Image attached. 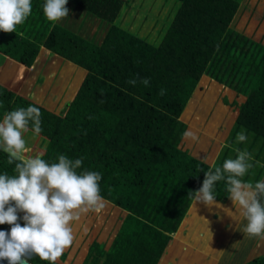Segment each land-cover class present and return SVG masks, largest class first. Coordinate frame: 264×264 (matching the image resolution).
Masks as SVG:
<instances>
[{
  "label": "trees",
  "instance_id": "trees-1",
  "mask_svg": "<svg viewBox=\"0 0 264 264\" xmlns=\"http://www.w3.org/2000/svg\"><path fill=\"white\" fill-rule=\"evenodd\" d=\"M43 3L32 0L31 15L15 32L0 31V72L3 61L18 63L9 84L0 78V120L19 107H38L42 131L29 132L42 140L39 156L82 157L77 171L99 172L100 194L127 211L107 248L94 242L81 264H159L204 171L247 149L254 167L242 179L254 183L264 174V0H68V18L54 23L44 17ZM43 49L83 69L61 107L13 86ZM145 78L148 86L140 83ZM196 87L199 102L210 96L214 108H228L213 160V143L201 153L198 142L182 135L193 131L186 117ZM241 131L243 143L236 140ZM14 167L0 150V174L13 175ZM214 195L229 199L224 181ZM26 259L49 264L34 254ZM241 264H264V252Z\"/></svg>",
  "mask_w": 264,
  "mask_h": 264
},
{
  "label": "clouds",
  "instance_id": "clouds-1",
  "mask_svg": "<svg viewBox=\"0 0 264 264\" xmlns=\"http://www.w3.org/2000/svg\"><path fill=\"white\" fill-rule=\"evenodd\" d=\"M67 3L68 0H44V17L53 23L68 18ZM31 13L32 0H0V31L15 32ZM128 83L135 85L137 81L132 79ZM140 83L148 86L150 81L145 78ZM165 91L161 89L159 95ZM29 130L36 134L42 131L41 112L36 106L6 112L0 120V150L7 154L9 165L15 164L13 175L0 174V225L11 226L10 231L0 230V260L26 264L24 258L34 254L55 264L75 240L72 223L88 212L105 207L99 184L102 176L88 169L78 172L82 157L73 160L61 154L56 162L40 156L24 157V133ZM182 135L193 142L199 141V136L191 130ZM236 140L246 142V133L238 132ZM252 159L247 149H236L235 158L225 159L214 171H204L202 186L189 195L195 203L220 208L214 188L218 181H224L228 198L239 206L246 222L241 231L249 237L264 239V180L253 183L242 179L254 167L250 163ZM20 212L23 216L18 215Z\"/></svg>",
  "mask_w": 264,
  "mask_h": 264
},
{
  "label": "rangeland",
  "instance_id": "rangeland-1",
  "mask_svg": "<svg viewBox=\"0 0 264 264\" xmlns=\"http://www.w3.org/2000/svg\"><path fill=\"white\" fill-rule=\"evenodd\" d=\"M133 1L135 2V0ZM244 16L246 18V15ZM241 21H239L238 26L243 25ZM247 27H255L252 20H249ZM5 61H3L5 65L0 72V78L3 83L9 84L14 77L18 63ZM58 62H64V64L58 67ZM69 63L48 49H43L32 67L27 68L25 80L20 78L13 86L19 89L26 81L33 83L36 81V77L40 76L44 79L38 85L36 84L38 88H34L35 93L39 91L40 96L43 94L48 96L52 93L53 88L60 90L63 88V83L68 81L66 75L72 68ZM54 67L58 69V72L55 71ZM75 69H77L74 73L75 76L82 75L83 69ZM48 80L52 84H49ZM56 81H59L57 85L61 88H56ZM22 82L24 83L22 84ZM197 87L191 96L189 113L186 118L191 123L193 132L199 136L197 145L202 148L201 153L206 152L207 148L210 147L209 145L213 143L211 151L209 150L210 159L213 160L222 144L220 133L217 131L219 130V122L223 112H226L228 108L224 107L222 103L214 108L210 96H206L199 102V98L196 97L198 92L195 93V91H201V88L198 89ZM197 104L200 106L198 105V111L194 113L193 109L196 108ZM211 110L212 113L208 114ZM190 113H194L195 116L190 117ZM24 139L26 147L23 156H39L38 146L42 144V140L33 136L24 137ZM189 142L193 143L192 140ZM190 148L188 149L190 150ZM261 180H264V174ZM215 201L221 205L220 208L219 206H217L218 208L209 207L202 202L192 203L179 233L172 238L165 256L159 264H241L251 256L264 252V239L249 237L241 231L246 222L240 215L239 206L233 205L230 199L229 202ZM104 202L108 205L107 207L88 212L82 215L79 221L72 223L75 240L58 260H62L64 264H81L84 253H86V246L90 249L96 242L101 248L103 246L107 248V238L109 239L115 231V224L118 223L117 220L122 216L123 210L113 204L109 205L110 203L107 201ZM21 213L23 214V212Z\"/></svg>",
  "mask_w": 264,
  "mask_h": 264
},
{
  "label": "crops",
  "instance_id": "crops-1",
  "mask_svg": "<svg viewBox=\"0 0 264 264\" xmlns=\"http://www.w3.org/2000/svg\"><path fill=\"white\" fill-rule=\"evenodd\" d=\"M39 58H42V57H39ZM54 58H56V57H54ZM40 60V59H39ZM42 60V59H41ZM59 64H58V67H61L63 64H64V62H58ZM71 63H69V65H70ZM32 67V66H31ZM71 67L72 68H70V70H69V73H67V75L66 76H68V81L66 82V83H63V88H61V87H59L58 85H57V83L59 82V81H56L55 83H56V88H61L60 90H58V89H52V93L51 94H48V96H47V94H43V95H39V91H37L36 93H35V90H34V88H38L37 87V85H38V83H40L44 78L43 77H40V76H37L36 77V81L35 82H33V83H31V82H29V81H26L25 83L24 82H22V84L23 85H21V88H19V89H17V88H15L17 91H20V90H24V91H26V90H31V92H32V95L34 96V97H36V98H38L39 100H41V101H44L45 103H47V104H49V105H51V106H53L54 108H56V107H61L63 104H64V102L65 101H67V100H69L70 98H72V96L74 95V93H75V89H76V87L78 86V83H79V81H80V79H81V77H82V75H77V76H75V72L77 71V69H75V68H77L75 65H73V64H71ZM55 68V71H57L58 72V69H56V67H54ZM4 69V68H3ZM2 69V70H3ZM27 71V69H25L24 70V75H22L21 76V79L23 78L24 79V77H25V72ZM22 79V80H23ZM25 80V79H24ZM19 81V80H18ZM17 81V82H18ZM16 82V83H17ZM37 82V83H36ZM48 83L49 84H52V82H49V80H48ZM37 84V85H36ZM49 86V85H48ZM28 136H33V137H35L32 133H30L29 131L27 132V137ZM36 139H37V137H36ZM38 152H40L39 150H38ZM41 154V153H40ZM229 200V199H228ZM227 200V201H228ZM104 201H107L106 199H104ZM107 202H109V201H107ZM194 202V201H193ZM229 202V201H228ZM105 203V202H104ZM110 204L109 205H111L112 203L111 202H109ZM108 205L105 203V207H107ZM116 206V205H115ZM111 207V206H110ZM112 208V207H111ZM122 209V208H121ZM123 210V209H122ZM124 211V212H123ZM122 211V216L121 217H119V219L117 220V224H115V226H116V228H115V231L112 233V235L109 237V239L107 238V242L109 241H111L115 236H116V233L118 232V229H119V226H120V224L122 223V219H123V215L127 212L126 210H123ZM186 219V218H185ZM115 222H116V220H115ZM183 225V224H182ZM182 227V226H181ZM181 229V228H180ZM180 229L177 231V232H175L174 234H173V237L175 236V234H177V233H179V231H180ZM182 233V232H181ZM87 248H86V250H85V252L86 253H84V257H83V260H82V262L84 261V259L86 258V256H87V254H88V252H89V250L90 249H88V246H86ZM63 254H65V253H63ZM62 254V255H63ZM252 257V256H251Z\"/></svg>",
  "mask_w": 264,
  "mask_h": 264
},
{
  "label": "water",
  "instance_id": "water-1",
  "mask_svg": "<svg viewBox=\"0 0 264 264\" xmlns=\"http://www.w3.org/2000/svg\"><path fill=\"white\" fill-rule=\"evenodd\" d=\"M26 260V264H33L28 259L24 258ZM0 264H8L7 260H0Z\"/></svg>",
  "mask_w": 264,
  "mask_h": 264
}]
</instances>
